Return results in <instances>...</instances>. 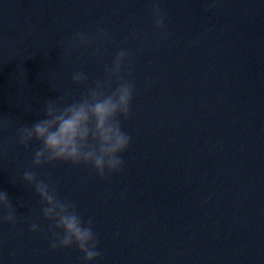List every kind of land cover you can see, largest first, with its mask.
Returning <instances> with one entry per match:
<instances>
[{
    "label": "water",
    "instance_id": "water-1",
    "mask_svg": "<svg viewBox=\"0 0 264 264\" xmlns=\"http://www.w3.org/2000/svg\"><path fill=\"white\" fill-rule=\"evenodd\" d=\"M78 33L90 45L69 50ZM121 48L135 84L122 171L33 168L39 145L17 129L48 100L79 98L73 73L103 79ZM0 120V191L20 216L0 223V264H83L50 248L24 170L93 218L98 264H264V0H0Z\"/></svg>",
    "mask_w": 264,
    "mask_h": 264
},
{
    "label": "clouds",
    "instance_id": "clouds-1",
    "mask_svg": "<svg viewBox=\"0 0 264 264\" xmlns=\"http://www.w3.org/2000/svg\"><path fill=\"white\" fill-rule=\"evenodd\" d=\"M151 12L156 30L162 31L165 16L158 3L153 5ZM97 32L102 39L107 38L104 29ZM92 38L78 33L69 50L89 46ZM127 57L124 49L116 51L112 63L104 67V78L91 84L83 71L74 72L72 83L84 86L80 97L69 100V94L65 93L57 100H48L42 110V119L17 129L19 145L24 148L33 143L39 145L32 151L33 168L55 163L85 166L102 180L122 171V156L131 143V136L123 131L122 122L130 115L135 92L134 82L123 75ZM27 110L30 111V107ZM6 125L7 121L0 120V129ZM22 182L40 199L41 217L48 225L44 235L50 248L53 251L75 249L83 264H98L102 254L93 218L85 221L76 204L62 198L55 184L38 178L35 171L24 170ZM41 217L29 224L33 234L43 231L39 223ZM19 218L7 193L0 191V223L15 226Z\"/></svg>",
    "mask_w": 264,
    "mask_h": 264
}]
</instances>
